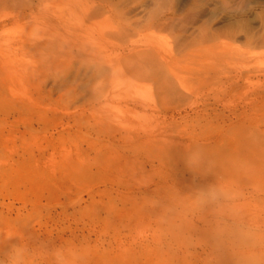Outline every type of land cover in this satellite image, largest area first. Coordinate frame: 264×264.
I'll use <instances>...</instances> for the list:
<instances>
[{"label": "rangeland", "instance_id": "1", "mask_svg": "<svg viewBox=\"0 0 264 264\" xmlns=\"http://www.w3.org/2000/svg\"><path fill=\"white\" fill-rule=\"evenodd\" d=\"M263 155L264 0H0V264H264Z\"/></svg>", "mask_w": 264, "mask_h": 264}, {"label": "bare ground", "instance_id": "2", "mask_svg": "<svg viewBox=\"0 0 264 264\" xmlns=\"http://www.w3.org/2000/svg\"><path fill=\"white\" fill-rule=\"evenodd\" d=\"M102 67V66H101ZM103 68V67H102ZM97 94V93H96ZM99 95V94H98ZM106 95V94H105ZM94 96H97V95H94ZM100 96V95H99ZM98 96V97H99ZM108 97V96H107ZM95 100H97L96 98H94ZM232 129V128H231ZM223 132V131H222ZM208 133V132H207ZM217 133V132H216ZM221 133V132H220ZM214 134V133H213ZM212 134V135H213ZM211 136V135H210ZM208 135H206V137H201L202 140H204V142H207L205 143L206 145L210 142H212L211 140H213L212 138L214 137L211 136L210 137ZM193 137V135H192ZM152 139V138H151ZM219 139V137H218ZM216 140V139H215ZM216 143V142H214ZM213 143V144H214ZM263 143V141H262ZM180 144V143H179ZM201 144H204V143H201ZM172 145V144H171ZM254 145V144H253ZM260 145V144H259ZM176 146V145H175ZM203 146V145H202ZM255 146V145H254ZM192 147V146H191ZM194 147V146H193ZM192 147V148H193ZM199 147V146H198ZM207 147V146H206ZM172 149V148H170ZM181 148H179L180 150ZM190 149V148H189ZM185 150V149H184ZM183 150V151H184ZM197 151V149H196ZM197 154V153H196ZM199 154V153H198ZM258 155V154H257ZM254 156V155H253ZM255 157V156H254ZM254 157H251L250 158H254ZM259 157H261V155L259 154ZM264 157V155H263ZM246 158V157H244ZM243 156L241 157V159H235V163L232 165L231 164H227L225 166V162H224V167H222L220 169V175L222 174L223 176L221 177V179H218L219 181H217L218 183H225L227 185H230L231 187L236 184L239 180L240 182L243 180L244 182H242L243 184L245 183V181L247 182V180L249 181V183L251 182V184L253 185V191L251 192V194H254L253 192H259L261 191L262 193H264V160H262L260 158V160L258 158L254 159V160H247V159H244ZM233 160V159H232ZM230 161V160H229ZM234 161V160H233ZM212 167V166H211ZM221 167V166H220ZM217 170V168H216ZM214 171V170H213ZM219 172H216L219 173ZM211 173H209L210 175ZM215 174V176H216ZM213 175V174H212ZM203 177V176H202ZM206 178V177H205ZM213 179V178H212ZM213 181V180H212ZM214 184V183H213ZM242 184V185H243ZM246 184V183H245ZM251 185V186H252ZM241 186V185H240ZM249 186V185H247ZM219 188V187H218ZM233 189V188H232ZM236 195H234V198L235 199H239V198H243L244 201L247 200L249 197L246 196L245 193H243V191L241 189L237 190V192H235ZM256 195V194H255ZM251 196V195H250ZM254 196V195H252ZM251 196V197H252ZM233 198V199H234ZM248 201V200H247ZM250 202V201H248ZM248 202H244L243 204H247ZM242 205V204H241ZM250 218V217H249ZM253 225L257 226V227H262L264 226V221L262 222H259L258 220L254 221L253 222ZM261 230V229H260ZM259 235V234H258ZM258 240V239H257Z\"/></svg>", "mask_w": 264, "mask_h": 264}, {"label": "clouds", "instance_id": "3", "mask_svg": "<svg viewBox=\"0 0 264 264\" xmlns=\"http://www.w3.org/2000/svg\"><path fill=\"white\" fill-rule=\"evenodd\" d=\"M160 11L162 12L163 9H160ZM221 198L232 199L234 198V196L233 194H230L224 191L223 189H216V188L209 189L208 191L202 193V200L207 202H216Z\"/></svg>", "mask_w": 264, "mask_h": 264}]
</instances>
